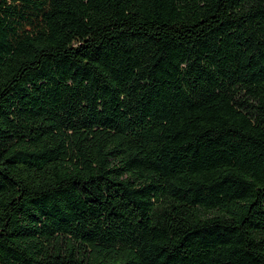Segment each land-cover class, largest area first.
<instances>
[{
    "label": "trees",
    "instance_id": "16d2710c",
    "mask_svg": "<svg viewBox=\"0 0 264 264\" xmlns=\"http://www.w3.org/2000/svg\"><path fill=\"white\" fill-rule=\"evenodd\" d=\"M0 264H264V0H0Z\"/></svg>",
    "mask_w": 264,
    "mask_h": 264
}]
</instances>
